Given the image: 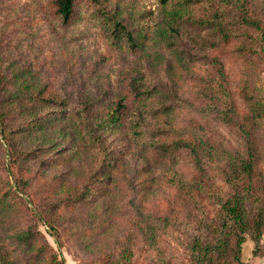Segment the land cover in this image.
Listing matches in <instances>:
<instances>
[{
  "label": "rangeland",
  "instance_id": "374dc122",
  "mask_svg": "<svg viewBox=\"0 0 264 264\" xmlns=\"http://www.w3.org/2000/svg\"><path fill=\"white\" fill-rule=\"evenodd\" d=\"M99 3L139 35L137 51L109 43L90 0H73L66 24L52 0H0V243L10 257L3 264L40 262L12 236L28 223L62 257L60 264H189L190 242L212 236L222 218L220 203L232 191L230 168L218 149L204 170H195L185 151L163 157L135 143L128 128L135 101L127 83L147 72L158 89L150 103L164 98L178 105L162 118L148 115L146 129L171 125L167 140L189 131L203 145L237 149L244 142L234 125L196 109L208 96L222 108L242 110V83L264 100V47L254 45V31L236 26L232 40L210 49L193 40L186 21L162 32L167 18L157 0ZM251 3L264 22V0ZM182 50L196 60L182 58ZM209 57L222 59L223 75L210 67ZM122 93L127 107L119 122L101 131V161L71 121L78 107L90 103L96 116ZM255 125V143L264 151V120ZM258 161L254 196L264 203V153ZM167 166L186 184H170ZM57 198L62 204L54 207ZM45 219L58 245L45 231ZM36 241L42 242L40 235ZM240 259L264 264V227L255 248L245 233Z\"/></svg>",
  "mask_w": 264,
  "mask_h": 264
},
{
  "label": "trees",
  "instance_id": "16d2710c",
  "mask_svg": "<svg viewBox=\"0 0 264 264\" xmlns=\"http://www.w3.org/2000/svg\"><path fill=\"white\" fill-rule=\"evenodd\" d=\"M95 6V14L104 29V34L109 43L123 45L130 51H137L142 45L139 35L128 27L116 10L108 8L99 3V0H90ZM167 18L162 27V32L174 30L181 26L184 21L195 30L192 38L197 44L203 47L216 49L221 43H227L233 39L236 26L248 28L254 31L251 38L254 45L258 43L264 47V22L254 8L251 0H157ZM54 12L60 22L66 24L69 21L73 0H52ZM201 6V7H199ZM198 10V13L195 11ZM229 20L230 24H227ZM208 36L207 38L204 36ZM211 38L208 40V38ZM197 40H200L199 42ZM191 57L190 52L181 51V57ZM208 63L218 74L223 75L224 62L218 57H209ZM132 76L128 81V90L131 100L135 106L131 115V122L128 128L135 139V143L144 146L156 153L165 155L185 151L186 155L193 161L195 170H204L207 162L211 161L209 154L213 149L221 153L223 164L230 169L227 171V178L232 184V191L229 196L220 203L221 220L212 228L213 234L210 238H193L189 244V264H246L240 259V246L247 233L253 241L254 248L258 245L264 227V203L254 196V182L257 177L258 160L264 151H260L255 143V124L264 120V100L252 92L247 83L239 86L238 94L242 101V110L232 111L229 108H222L215 100L201 103L196 109L199 114L208 115L220 122L234 125L244 142V145L237 149L228 147H215L212 144H202L201 138H196L189 131H182L178 140L168 139L172 133L171 125L167 128H145L147 116L162 118L172 114V109L178 105H172L167 99H162L159 104L150 103L152 94L157 93L154 83L147 79V72ZM41 100H48L41 97ZM90 103L78 107L71 121L75 125L76 135L80 134L85 147L93 148L94 153L102 154L104 160L106 143L101 131L108 125L120 121L122 110L127 107V97L124 93L119 94L105 110L94 115L90 113ZM98 113V112H95ZM2 132V129H0ZM168 134V135H167ZM200 155H206L201 157ZM200 166V167H199ZM169 174L168 182L177 187L179 184H186L178 174L168 166L164 174ZM172 175H176L172 177ZM255 177V178H254ZM84 193H79L81 198ZM54 207L62 204L61 199H56ZM254 204L253 208H249ZM252 211V212H250ZM157 219V218H156ZM155 219V220H156ZM45 231L58 245L59 241L53 224L45 221ZM36 235H40L42 242L36 241ZM18 245L24 248V252H31L40 260L37 264H60L62 257L57 258V253L46 246L41 231L35 223H28L12 233ZM32 254V253H30ZM32 256V255H30ZM7 251L3 250L0 243V264L9 259Z\"/></svg>",
  "mask_w": 264,
  "mask_h": 264
}]
</instances>
